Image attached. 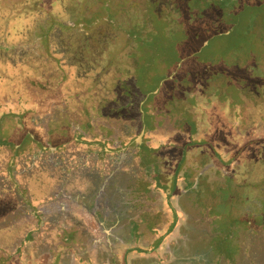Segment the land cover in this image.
Listing matches in <instances>:
<instances>
[{
	"label": "rangeland",
	"instance_id": "374dc122",
	"mask_svg": "<svg viewBox=\"0 0 264 264\" xmlns=\"http://www.w3.org/2000/svg\"><path fill=\"white\" fill-rule=\"evenodd\" d=\"M0 2L4 19L12 6L25 4ZM42 5L60 9L71 20L86 18L60 45V29L42 35L46 54L59 60L62 51L59 64L65 74L61 79L60 69H42L45 63H36L38 48H32L36 62L29 78L16 81L15 97L1 88L0 110L27 111L24 120L6 117L2 122L5 139L20 141L10 158L17 165L14 179L29 192V201L46 211L42 219L59 213L61 221L45 224L22 210L11 214L0 225L5 256L15 253L29 264H264V120L258 118L264 113L251 116L260 107L258 86H244L246 93L252 91L246 105L244 95L232 99L208 89L194 91L184 108L174 107L173 99L159 95L169 71H155L156 62L136 51L132 58L135 48L129 40L123 50L106 48L111 37L97 34L89 16L97 0H44ZM34 12L30 29L37 33L40 17ZM141 92L143 144L139 149L131 143L135 150L133 139L118 152L116 143L124 137L119 132L129 115L102 114L133 94L129 105L135 116ZM96 142L105 143L102 150ZM55 191L60 199L49 200ZM37 196L44 202H36ZM11 199L7 203L14 208L17 202ZM63 220L82 228L85 238L64 243L54 229Z\"/></svg>",
	"mask_w": 264,
	"mask_h": 264
},
{
	"label": "flooded vegetation",
	"instance_id": "af4514ba",
	"mask_svg": "<svg viewBox=\"0 0 264 264\" xmlns=\"http://www.w3.org/2000/svg\"><path fill=\"white\" fill-rule=\"evenodd\" d=\"M97 4L92 28L111 37L106 48L109 44L123 50L129 40L135 48L132 58L136 51L156 62L155 71H169L159 90L160 96L174 101L166 103L181 109L192 103L194 91L214 89L232 99L244 95L246 105L252 91L246 93L244 86L252 82L261 91V100L251 116L264 113V0H97ZM258 118L263 122L264 117Z\"/></svg>",
	"mask_w": 264,
	"mask_h": 264
},
{
	"label": "trees",
	"instance_id": "16d2710c",
	"mask_svg": "<svg viewBox=\"0 0 264 264\" xmlns=\"http://www.w3.org/2000/svg\"><path fill=\"white\" fill-rule=\"evenodd\" d=\"M44 0H25V4L18 9L15 6H12L10 11L8 13V18L4 19V13L3 11H6V9L3 8L1 5L2 2H0V91L1 88L5 87L8 88L10 94L12 93V89H16L18 86L16 81L19 80L21 76H25L23 79H28L29 74L32 72L30 70L33 69V66L35 62H32L31 55H34V49L32 52V48H38V58H37V64H43L46 66H43L42 69L47 71L50 68L56 67L57 70L60 69L61 71V79L64 76L63 72V66L62 63L59 64V60L62 59L63 53L58 52L61 56L57 59L52 58L50 55L46 54L45 47L42 43V35L47 33V30L51 32H56L55 29H60L59 32L62 33L60 38L57 41V44L60 45V39H63L65 36H67V33L70 32V30L80 28L79 25L80 21H86V18H79V20L70 19L68 15H64L61 13L60 9H54L53 11H49V8H46L42 5ZM48 1V0H47ZM59 2V0H56ZM66 1V0H64ZM37 10L40 17V24L38 26V32H33L32 28L30 29L31 22L34 21V11ZM9 11V10H7ZM90 17L92 15V11L89 13ZM73 25L76 26L73 27ZM78 25V26H77ZM51 27V28H50ZM50 28V29H49ZM40 38V41L36 42V40ZM24 42V43H23ZM23 43V44H22ZM59 49V48H58ZM47 66H50L47 67ZM137 69L138 72L141 71L140 63L135 62L133 67ZM32 68V69H31ZM27 75V76H26ZM61 81V80H60ZM158 81H156L151 89H154ZM15 95H17L16 90L13 92ZM12 93V94H13ZM125 92L124 94H126ZM132 93V92H131ZM3 94V93H2ZM144 93L141 92V94L137 97L135 100L136 106H135V116H131L130 112L132 111L130 109V103H134L133 94H128V97H126V102L121 104H117V107L114 108V110H106L102 116H111V115H120L121 112L124 111V114H128L129 118L127 121V126L125 129H122L119 132L120 136H124L121 141L116 143L115 149L120 152L125 145H127L130 141L135 139L137 135L140 132L141 129V121H140V113L138 111L139 109V103L144 99ZM11 96V95H10ZM8 96V97H10ZM91 109H95L94 105L90 106ZM94 112V111H90ZM27 111H20L18 113H10V112H3L0 110V225L5 224L8 222V217L11 216V214H16L19 211L21 212L24 208L22 207L23 204H25L24 199H28V193L27 192L24 196L20 194V192L13 187V182L9 179H7L6 169L7 164L13 154V149L15 145H17L20 141H13L9 139H5V132H2V122L3 120L8 117L9 119H15V120H24L26 119ZM20 119V120H19ZM103 128V126H101ZM7 128V127H5ZM103 136H108V131H106V127L103 128ZM23 126L21 127L20 133L23 135ZM146 139V137H145ZM29 142L35 143L39 149H41L40 143L36 140H32L28 137ZM26 143V142H25ZM24 143V144H25ZM146 146L148 142H145ZM96 145H101L102 147L105 145V143H98L96 142ZM24 146V145H23ZM23 146H21L17 150V154L23 149ZM131 148L135 150H139L137 147H134V144L130 145ZM129 146V147H130ZM150 152H154L153 150H148ZM46 154V153H45ZM12 172L15 174L17 173V165L14 161V165L12 167ZM14 181H16L14 179ZM6 184H9L10 188L6 189ZM19 184V183H18ZM20 187V184H19ZM15 199L16 206L14 208L9 207L8 203L11 201L12 198ZM36 198V197H34ZM39 199V198H37ZM9 200V201H8ZM30 200V199H28ZM41 201H44L45 199H39ZM31 228V227H30ZM33 228V226H32ZM31 228V231L33 229ZM26 238L22 239L23 244L26 242ZM22 242L20 241V246L22 245ZM5 248L0 247V262L3 260H8V262H18V264H29L25 260H18L15 256V253L9 254V256H5V253H3V250ZM6 250V249H5ZM17 264V263H16Z\"/></svg>",
	"mask_w": 264,
	"mask_h": 264
},
{
	"label": "crops",
	"instance_id": "0c3cea01",
	"mask_svg": "<svg viewBox=\"0 0 264 264\" xmlns=\"http://www.w3.org/2000/svg\"><path fill=\"white\" fill-rule=\"evenodd\" d=\"M95 154H98V153L96 152ZM14 161H13V164L11 165L10 175L7 176V179L11 180L13 182V187L15 189H17L20 192V194H22V196H24L27 192L21 190L20 187H19V184L16 181L12 180V179L15 178L14 177V173L12 172V167L14 165ZM57 194L58 193L55 191L52 195L49 196V200H58V199H60V198H58V199L56 198V195ZM58 196H59V194H58ZM37 198L40 199V197L37 196L36 198H34L36 200V202L37 201H40ZM24 202H25V204L22 205V207L24 208L23 210H25L24 213L30 214L34 218L36 217V219L38 221L44 222L45 224H47V223L54 224L56 222L61 221L60 219L59 220L58 219H53V217L59 218V215H58L59 213H56L55 216H53V214H52L50 216V217H52L51 219L50 218H48V220L42 219L43 218V215H44V213H46V211H44L41 208V206H40L39 203H37L35 205V204L31 203L28 199L27 200L24 199ZM41 202L43 203L44 201H41ZM85 215L87 216V214H84V217H85ZM62 222L64 223V225H59L60 227L58 228V232H61V234H60V237L59 236L58 237L61 238V239H65V240H63L64 243L69 244V243H71V240H75V242L77 243V240H80V239H84L85 238V236L83 238V235L84 234L81 232L82 228H80L79 226H77L75 224H68L65 220H63ZM54 229L56 230V228H54ZM68 239H69V241H67ZM0 264H10V263L8 262V260L5 259L2 262H0Z\"/></svg>",
	"mask_w": 264,
	"mask_h": 264
},
{
	"label": "water",
	"instance_id": "95a60500",
	"mask_svg": "<svg viewBox=\"0 0 264 264\" xmlns=\"http://www.w3.org/2000/svg\"><path fill=\"white\" fill-rule=\"evenodd\" d=\"M160 86H161V82L158 83V88H159ZM158 88L155 89L154 93L158 92ZM140 105H141V104H140ZM140 112H141V130H140V132H139L137 138H135L132 142H130V144H131V143H134L135 145H138V146H142V144H143V135H144V133H145L144 113H143L142 110H140ZM18 147H19V144L15 146L16 149H17ZM49 148H50V150L54 149V147H49ZM125 148H126V147L122 148L121 150H125ZM140 148H141V147H139V149H140ZM15 154H16V150L14 151L13 157L15 156ZM12 160H13V158H12V159L10 160V162H9L10 164H9V166H8V170H7V174H8V176L10 175V169H11V165H12V162H13Z\"/></svg>",
	"mask_w": 264,
	"mask_h": 264
}]
</instances>
